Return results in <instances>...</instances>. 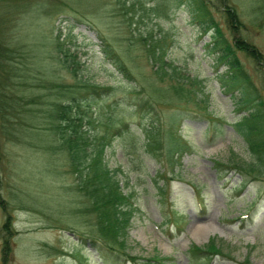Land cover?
<instances>
[{
    "label": "rangeland",
    "instance_id": "1",
    "mask_svg": "<svg viewBox=\"0 0 264 264\" xmlns=\"http://www.w3.org/2000/svg\"><path fill=\"white\" fill-rule=\"evenodd\" d=\"M9 1L0 2V26L15 49L17 69L4 79L0 68V114L7 118L0 123V229L6 221L12 232L3 264H79L84 259L102 264L90 245L72 235V230L90 231L92 216L53 128L57 104L83 96L84 82L110 88L80 101L87 134L103 133L109 119L129 122L103 150L107 166L119 168V183L131 193L135 208L126 251L143 262L154 255L165 264H187L188 246L203 247L212 238L220 254L208 264H264V155L261 159L251 151L241 136L236 123L245 114L239 103L243 88L231 83L232 70L211 48V30L201 31L186 0H120L122 7L117 0ZM205 1L229 38L217 12L220 0ZM226 3L241 21L237 35L264 57V0ZM3 4L9 7L1 9ZM138 36L157 40L162 60L195 78L184 85L190 97H174L172 81L156 77L161 63L147 58ZM115 52L129 79L108 58ZM234 55L247 78L251 99L246 105L258 107L256 97L264 101V61L257 64L240 51ZM64 57L68 66V59L75 62L74 72L60 63ZM149 95L159 98L155 109L163 128L173 113L179 115L177 131L186 147L172 165L141 146L135 104ZM260 117L263 130L257 140L264 139V113ZM149 176L168 182L163 200ZM202 263L199 256L197 264ZM108 264L131 263L120 257Z\"/></svg>",
    "mask_w": 264,
    "mask_h": 264
},
{
    "label": "trees",
    "instance_id": "2",
    "mask_svg": "<svg viewBox=\"0 0 264 264\" xmlns=\"http://www.w3.org/2000/svg\"><path fill=\"white\" fill-rule=\"evenodd\" d=\"M5 1L9 0H0V2ZM10 4L12 5V3ZM117 4L122 7L124 1L117 0ZM6 5L3 4L1 9L9 7L8 4ZM186 5L190 7L194 18L198 20L200 29L202 31L211 30V48L217 52V61L227 63L228 68L232 70L230 74L231 83L239 84L243 88L242 102L239 103L245 105L246 113L240 120V123L244 124V127L241 126L239 131L247 141L249 149L260 154L259 156L262 159L264 155V139L257 140V138L259 137L258 133L263 130V124H259L258 121L261 118L260 114L264 113V101L257 96L256 99H259L258 107L251 108L248 107L249 104L246 105L251 99L247 92V78L238 64L234 53L235 51H240L253 59L257 64L264 61L263 54L253 43L237 35L241 21L235 8L227 4L226 0L219 1L217 12L223 16L228 25L229 38L225 36L214 18L210 15L205 0H186ZM137 40L141 41L143 50L147 53V58L152 60V63L156 59L161 63L156 67L158 69L154 70V73L160 79L166 77L172 81V84L169 86L172 95L176 98L190 97L192 91L184 85L185 83L190 85L196 82L195 78L181 75L178 73L176 66L165 63L162 60V50L157 40L153 41L151 37L144 38L141 36H138ZM14 50V47L5 41L0 26V68L2 67L4 70H2L3 75L2 73L0 75L5 76L4 79H10L12 73L16 72L17 68L12 56ZM108 58L124 78L129 79L131 77L128 68L116 52L112 56H108ZM59 61L68 71H75L76 64L72 59H68L70 66L66 65L65 57L63 59L60 58ZM82 87H84L83 96L72 95L65 103L59 102L57 104L56 118L53 125L58 137V144L66 152L69 168L75 174V189L87 201L88 206H86L85 211L92 216L91 223L93 227L91 230L88 232L72 230L73 235L77 242L88 243L98 253L104 264H106L108 258L116 260L119 257H125L131 264H164L162 259L160 260L157 256L152 255L146 262H143L135 255H131L126 251V230L135 208L130 200L131 193L123 191L119 183L117 176L119 168L107 166L103 150L109 144L113 134H119L120 131L127 130L129 122L120 119H114L115 121L109 119L103 133L87 134L81 128L84 116L80 111V101L87 102L98 92H106L110 88H102L88 82H84V86ZM5 88L6 85L4 84L2 89ZM0 101H3V99L0 98ZM158 101L159 98H154L150 95L140 97L135 104V113L141 122L137 123L136 126L140 134H142L143 140L141 146L144 147V150L157 153L156 158H159V156L165 157L170 165H172L173 162H178L179 154L185 150L186 144L177 131L179 123L178 114L173 113L166 126L164 128L161 126V121L157 118L155 109ZM9 106L10 104L6 107ZM5 119H7L6 115L1 113V126L6 122ZM251 119L258 120L253 123L250 122ZM114 122H117V124H114ZM213 163L215 167L221 166L217 161ZM149 180L158 198L163 200L167 191L165 189H168V182L165 181V183L161 182L159 184L154 176H149ZM191 194L193 198H197L198 196L195 193V189H191ZM0 230L5 232L0 235V245L2 247L0 261L3 264L7 261L10 252L9 238L12 232L7 228L6 221L1 225ZM186 252L189 254L188 264H197L199 256H201V260L203 261L202 264H208L212 256L220 254V249L213 239L209 238L203 247L191 244L188 246ZM79 264L87 263L85 260H82Z\"/></svg>",
    "mask_w": 264,
    "mask_h": 264
}]
</instances>
